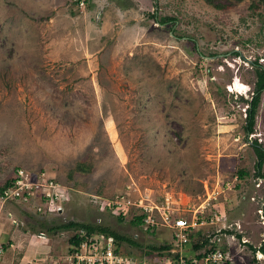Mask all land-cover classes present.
<instances>
[{
  "label": "rangeland",
  "instance_id": "obj_1",
  "mask_svg": "<svg viewBox=\"0 0 264 264\" xmlns=\"http://www.w3.org/2000/svg\"><path fill=\"white\" fill-rule=\"evenodd\" d=\"M82 2L0 0V188L21 168L32 181L53 180L66 196L52 213L0 199V256L14 247L4 264L61 255L78 229H47L68 221L105 224L161 261L156 253L164 249L151 247L168 245V232L131 220L165 196L180 207L177 215L186 205L217 213L181 252L209 238L231 264H264L252 250L264 247V178L251 147L255 140L264 151V89L251 132L244 131L254 62L264 70L262 5ZM235 81L244 93L229 90ZM116 195L129 207L122 218L92 207L94 196ZM40 232L50 239H38Z\"/></svg>",
  "mask_w": 264,
  "mask_h": 264
},
{
  "label": "built area",
  "instance_id": "obj_2",
  "mask_svg": "<svg viewBox=\"0 0 264 264\" xmlns=\"http://www.w3.org/2000/svg\"><path fill=\"white\" fill-rule=\"evenodd\" d=\"M79 1V2H78ZM82 5V0H77V4ZM41 177V176H40ZM56 182L47 178H39L32 181L28 174L21 168L15 170L13 181L9 186L3 188L0 192V199L19 201L25 200L32 203L35 210L39 213L60 212L61 206L66 199L64 187H59ZM121 195L111 198H92V207L97 211L105 210L117 211L116 214L125 216L129 207L122 206L124 203L118 202ZM146 203L147 207H141L139 214L141 216V226L148 230H164L169 234V246L166 244L164 253L155 252L160 256L161 261L155 259L149 261L151 251L142 248L138 253L131 254L125 250L122 242L116 241L112 235L98 231L87 232L84 229H78L75 234L80 238L77 245H71L65 252L55 254L51 260L30 261L27 264H231L230 256L222 248L221 244H210L209 238L191 254L186 255L181 252V248L188 243V236L198 231L204 224H212L213 220L218 218L215 211H208L203 214V210H191L187 205L185 211L175 213L179 206L170 202V198L163 197L161 203ZM91 207V206H90ZM91 207V208H92ZM201 209V208H200ZM204 209V208H203ZM203 218L208 219L204 221ZM36 236L42 241H48L50 236L40 232Z\"/></svg>",
  "mask_w": 264,
  "mask_h": 264
},
{
  "label": "trees",
  "instance_id": "obj_3",
  "mask_svg": "<svg viewBox=\"0 0 264 264\" xmlns=\"http://www.w3.org/2000/svg\"><path fill=\"white\" fill-rule=\"evenodd\" d=\"M206 3L210 4V5H214L215 7L219 8V7H223V5H221L218 0H204ZM235 1H239V0H235ZM257 2H259L262 7H263V14H264V0H257ZM261 29L263 30V34H264V20L262 21L261 24ZM254 74H255V81H254V88H253V94L252 97L247 101L248 107L246 108V115H245V125H244V131L245 133H250L251 129H252V125H253V116H254V109L255 106L257 105L258 102V98H259V94L260 91L264 89V70L259 67L258 65H255L254 62ZM251 147L252 150L254 152L255 155V162H254V168L256 170V175L260 178H264V173H260V168L262 166L263 160H264V151L262 149V147L255 141H251ZM243 173L241 171L238 172V176H241ZM13 179L11 178L10 180H7L5 182V184L0 188V192L2 191V189L8 185H10L12 183ZM120 218H122V215H118ZM141 222V216H134V218H132L131 223L132 224H136L139 225ZM71 228H76V229H84L87 232L90 231H98V232H102V233H108L110 235L113 236V238L118 241V242H124L128 245L134 246L138 249V251H140L142 248L141 246H139L131 237H127L124 235H120L119 233L114 232L112 229L109 228V226L107 225H103V224H99V223H83V222H73V221H68V222H63V223H57L56 225L49 227L47 230L48 231H57V230H64V229H71ZM148 231V229H146ZM191 234H189L188 236V241L190 239ZM80 241V238L77 236V234H73L71 237H69L67 239V243L69 246L71 245H77ZM204 241L206 240H202L201 242H196L194 244H192V249H196L199 246H201L202 243H204ZM139 246V247H138ZM156 249L159 250L160 248L165 249L166 244L162 245V246H154L151 247L152 249ZM252 250H258L261 253L264 254V247L261 246L259 248H252ZM149 254V253H146Z\"/></svg>",
  "mask_w": 264,
  "mask_h": 264
},
{
  "label": "crops",
  "instance_id": "obj_4",
  "mask_svg": "<svg viewBox=\"0 0 264 264\" xmlns=\"http://www.w3.org/2000/svg\"><path fill=\"white\" fill-rule=\"evenodd\" d=\"M90 12H91V10H90ZM10 201V200H9ZM13 202V201H12ZM13 203H15V202H13ZM5 211V210H4ZM5 215H8L9 216V218H11V219H13L14 217H15V214H14V212L12 211H8V212H6L5 213ZM27 234H25V233H22L21 235H20V237L21 236H23V237H25ZM34 236H32V238H33ZM38 239H40V240H42L41 238H39L38 236H36ZM27 239L28 238H24L23 240H22V242H20V243H22L21 245H23V243H25L26 244V242H27ZM21 240V238L19 239V241ZM24 241V242H23ZM28 241H29V239H28ZM33 241H34V238H33ZM32 241V242H33ZM18 245H19V243H18ZM27 245V244H26ZM15 247H16V245H15ZM5 250H7L8 252H5ZM13 251H14V247H13V245L12 244H10L9 245V247H6L5 249H4V251H3V254L0 256V264H4L5 263V261H6V259L7 258H9V257H11L12 256V253H13ZM28 262H30V261H28ZM27 262V263H28Z\"/></svg>",
  "mask_w": 264,
  "mask_h": 264
},
{
  "label": "bare ground",
  "instance_id": "obj_5",
  "mask_svg": "<svg viewBox=\"0 0 264 264\" xmlns=\"http://www.w3.org/2000/svg\"><path fill=\"white\" fill-rule=\"evenodd\" d=\"M245 89H246V87L244 85L240 84L238 81H235L234 84L229 87L230 91H234V92H237L239 94L244 93Z\"/></svg>",
  "mask_w": 264,
  "mask_h": 264
}]
</instances>
